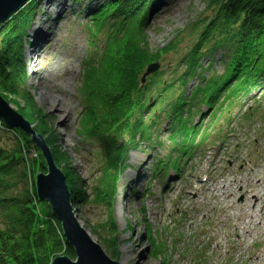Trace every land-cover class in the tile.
<instances>
[{"label": "trees", "instance_id": "trees-1", "mask_svg": "<svg viewBox=\"0 0 264 264\" xmlns=\"http://www.w3.org/2000/svg\"><path fill=\"white\" fill-rule=\"evenodd\" d=\"M37 1L31 0L0 23V94L14 100L20 113L34 125V132L45 137L57 165L65 168L73 204H103L106 218L92 226L90 232L103 241L116 259L120 257L122 243L115 220V198L121 176L129 167L130 153L147 142L158 144L156 132L161 118L166 116L172 129L169 137L174 153L167 160H158L155 175H168L173 166L182 171L194 152L210 141L207 134L200 140L204 133L201 121L194 123L200 106L212 111L209 115L202 112V122L208 119L205 126L210 128L225 99L236 108L240 97L248 98L262 88L264 0H209L211 15L192 26V33H199L198 39L179 58L184 71L167 84L161 82L160 74H152L145 84L141 80L149 63L178 52L176 40L152 51L144 39V27L152 3L157 0H104L92 9L89 20L96 31L108 20L117 19L118 23L110 24L117 32L109 34L101 63L87 65L83 73L81 93L86 107L80 133L101 144L103 162L97 183L89 187V193L88 183L71 156L53 139L48 115L28 85L24 52L28 31L38 12ZM144 5L147 6L143 8ZM134 27L137 36L132 34ZM221 50L225 70L219 75L213 66ZM94 69L98 72L92 74ZM195 77L201 78L200 82L188 94L186 87ZM155 86L159 88L157 95L152 94ZM251 113L254 112L249 108L245 115ZM1 119L0 137L3 133L13 142L9 146L0 144V264H52L57 256L76 260V250L64 236L61 221L36 192L37 174L49 173L43 150L32 135L19 127H9ZM85 121L88 123L84 124Z\"/></svg>", "mask_w": 264, "mask_h": 264}, {"label": "rangeland", "instance_id": "rangeland-1", "mask_svg": "<svg viewBox=\"0 0 264 264\" xmlns=\"http://www.w3.org/2000/svg\"><path fill=\"white\" fill-rule=\"evenodd\" d=\"M101 1L104 0H68L69 10L58 23L53 19L56 7L46 16V0L37 1L38 12L28 31L24 52L26 65L31 71L33 86H30L48 115V128L88 183V193L89 187L97 183L103 162L101 144L80 133L86 107L85 96L81 93L84 91L83 73L87 65L92 67L101 63L109 34L117 32L110 24L118 23L117 19L108 20L102 29L96 31L89 19L92 9ZM208 5L209 0H157L152 3L144 27V39L150 50L158 51L173 40L179 43L178 52L161 57V67L153 74L156 77L160 74L161 82L167 84L182 75L184 66L179 58L185 56L193 41H197L199 33L193 34L191 28L206 15H211ZM44 18L50 20L44 29L53 33L51 46L44 45L40 58L37 55L31 58L33 33L38 20ZM136 28L132 29V34L137 36ZM48 48L51 50L47 51ZM55 53H60L62 60L52 64L54 73L47 76L50 81H40L36 77L43 75L42 65H48ZM223 54L222 50L217 53L213 66L219 75L225 70ZM66 69L76 71L71 86L64 83L61 75ZM97 72L94 69L92 74ZM200 79L192 78L186 87L188 94ZM51 83L74 96V100H69L75 103L70 118L63 120L48 106L45 98L48 90L51 89L56 98L61 97V92L52 88ZM263 85L248 98L240 97L236 108L225 99L210 128L205 126L208 119L202 122V112H206L207 107L200 106L194 123L201 121L204 133L200 140L207 134L210 141L194 152L182 171L173 166L168 175H155L158 160H167L174 153L169 137L172 129L166 116L161 118L156 132L158 144L147 142L130 153L129 167L121 176L120 190L115 198V220L122 243L120 257L115 260L121 264H264ZM152 89V94L157 95L159 88ZM147 92L151 93V89ZM2 96L20 112L14 100ZM151 100L155 111L153 95ZM249 108L254 113L246 116ZM209 112L212 111L206 113L209 115ZM12 142L11 137L2 133L0 144L9 146ZM132 177L136 180L133 181ZM74 210L82 228L86 226L89 230L104 221L107 215L103 204H74ZM94 238L111 257L103 241L96 235Z\"/></svg>", "mask_w": 264, "mask_h": 264}, {"label": "water", "instance_id": "water-1", "mask_svg": "<svg viewBox=\"0 0 264 264\" xmlns=\"http://www.w3.org/2000/svg\"><path fill=\"white\" fill-rule=\"evenodd\" d=\"M31 0H0V23L7 21L12 13H15ZM161 66L160 62L148 65L142 81L156 72ZM158 71V70H157ZM0 94V118L11 128L19 127L29 135L33 141L43 150L48 161L49 173L37 174L36 189L40 200L47 201L53 214L61 221L64 236L76 250L77 260L68 256H57L52 264H121L120 261L110 257L101 243L94 238L90 230L80 225L79 215L75 213L72 193L68 185L67 175L55 161L53 151L46 140L40 134L34 132V125L25 117L13 109ZM74 211V212H73ZM80 221V223H79Z\"/></svg>", "mask_w": 264, "mask_h": 264}, {"label": "bare ground", "instance_id": "bare-ground-1", "mask_svg": "<svg viewBox=\"0 0 264 264\" xmlns=\"http://www.w3.org/2000/svg\"><path fill=\"white\" fill-rule=\"evenodd\" d=\"M40 5L42 6V2H40ZM147 5H144L143 8H145ZM56 7V14L55 17L53 18L54 21L59 22V20L64 16V14L69 10V3L68 0H46L44 8H45V15L48 16V14H51V11H53V8ZM49 19H39L37 24H36V29L35 32L33 33V47L34 49L32 50L33 53L31 54V58H33V55H37L38 58H40L42 55L41 49L44 47H50L51 46V37L53 33H48L45 31V25L49 22ZM51 50L50 48L47 49V51ZM47 54V53H46ZM55 56H52L48 63V65H42V74L40 77H36L37 79L41 80H46L50 81L47 76L51 75L54 73V68L53 65L54 63H58L60 60H62V55L60 53H55ZM37 61V60H36ZM46 63V64H47ZM38 64H41L39 61ZM74 73L76 71H71L70 69H66L62 75V78L64 79V83L67 84V86H71L73 82V77ZM27 77H28V85L33 86L32 79H31V71H30V66L27 64ZM53 84L51 83L50 86L57 91L61 92V97L56 98L54 96L53 91L50 89L48 90L47 96L45 98L47 99V103L49 104L48 106L52 108V110L56 111L59 115L62 116L63 120L66 118L71 117V111L72 107L75 105L72 101H69L70 99L74 100V96L72 94H68L66 90H63L61 88H57L55 86H52ZM30 86V89L33 90V88ZM259 91V90H257ZM51 93V94H50ZM66 101L68 103L66 104ZM62 107V108H61ZM132 180H136V177H132ZM229 196H226L228 198Z\"/></svg>", "mask_w": 264, "mask_h": 264}]
</instances>
